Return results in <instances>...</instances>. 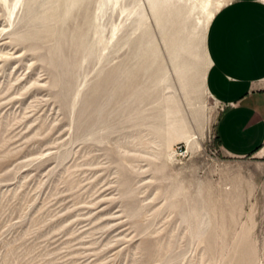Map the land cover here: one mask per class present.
<instances>
[{"label": "rangeland", "instance_id": "obj_1", "mask_svg": "<svg viewBox=\"0 0 264 264\" xmlns=\"http://www.w3.org/2000/svg\"><path fill=\"white\" fill-rule=\"evenodd\" d=\"M224 2L0 0V264H264V156L185 64Z\"/></svg>", "mask_w": 264, "mask_h": 264}, {"label": "crops", "instance_id": "obj_2", "mask_svg": "<svg viewBox=\"0 0 264 264\" xmlns=\"http://www.w3.org/2000/svg\"><path fill=\"white\" fill-rule=\"evenodd\" d=\"M206 48L204 85L222 107L215 123L220 149L234 158L264 156V0H225L208 26Z\"/></svg>", "mask_w": 264, "mask_h": 264}, {"label": "bare ground", "instance_id": "obj_3", "mask_svg": "<svg viewBox=\"0 0 264 264\" xmlns=\"http://www.w3.org/2000/svg\"><path fill=\"white\" fill-rule=\"evenodd\" d=\"M108 0H76V3L79 5L78 7V11L81 12V14L84 16L85 18V24L88 27V30H91V24L93 25L92 22V16L91 15V11H90V5L94 4V7L96 6L97 9H99V15H104L105 12V6L107 4ZM205 76H206V70L201 71V74L199 75V81H201V84L204 85L205 83ZM205 86V85H204Z\"/></svg>", "mask_w": 264, "mask_h": 264}, {"label": "water", "instance_id": "obj_4", "mask_svg": "<svg viewBox=\"0 0 264 264\" xmlns=\"http://www.w3.org/2000/svg\"><path fill=\"white\" fill-rule=\"evenodd\" d=\"M173 9H172V12H171V15H170V19L169 20H171V19H174V18H177L178 17V15H177V8H176V6L175 5H173V7H172ZM177 9V10H176ZM168 11H169V9L168 8H165V14L166 15H168ZM193 48L195 49L194 51H193V55L195 54V56L199 59V62H197V64H195L194 66H195V68H196V72L197 73H200L201 72V70H200V67H201V61H200V59L202 58V54H203V52H202V48H201V43H199V38H197V39H195V42H194V44H193Z\"/></svg>", "mask_w": 264, "mask_h": 264}]
</instances>
